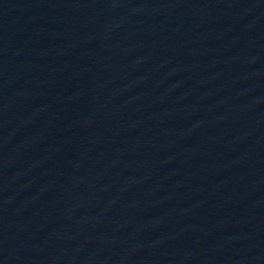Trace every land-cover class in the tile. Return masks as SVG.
<instances>
[{
  "label": "water",
  "instance_id": "1",
  "mask_svg": "<svg viewBox=\"0 0 264 264\" xmlns=\"http://www.w3.org/2000/svg\"><path fill=\"white\" fill-rule=\"evenodd\" d=\"M0 264H264V0H0Z\"/></svg>",
  "mask_w": 264,
  "mask_h": 264
}]
</instances>
